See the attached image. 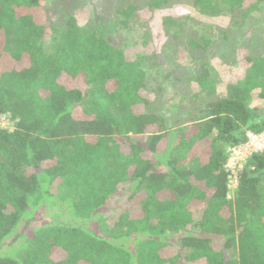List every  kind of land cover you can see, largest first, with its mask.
I'll return each mask as SVG.
<instances>
[{"label": "trees", "instance_id": "1", "mask_svg": "<svg viewBox=\"0 0 264 264\" xmlns=\"http://www.w3.org/2000/svg\"><path fill=\"white\" fill-rule=\"evenodd\" d=\"M66 5L0 0V116L13 122L0 129V249L25 240L0 264H264V149L237 172L235 189L224 168L228 148L264 132V55L240 57L221 94L202 62L189 82L203 106L171 125L144 95L143 45L128 56L82 30L87 9ZM263 6L193 1L207 18L246 19ZM135 11L118 10L122 26ZM162 26L173 39L183 30L171 17ZM213 43L187 47L204 56ZM53 207L55 222L40 225L36 214Z\"/></svg>", "mask_w": 264, "mask_h": 264}, {"label": "rangeland", "instance_id": "2", "mask_svg": "<svg viewBox=\"0 0 264 264\" xmlns=\"http://www.w3.org/2000/svg\"><path fill=\"white\" fill-rule=\"evenodd\" d=\"M150 1L66 0V9L69 12L87 9L89 18L82 30L104 38L112 47L124 50L128 56L134 55L135 46L140 43L143 45V55L147 58L142 70L146 74L144 83L148 87L144 95L149 101V109L163 115L171 125L173 120H186V113H197L203 106L205 96L201 94L198 98H191L189 82L200 70L198 67L202 62L211 67L210 77L216 83V93L221 94L233 74H238L236 63L238 64L240 57L264 55V6L260 13L252 14L246 19H242L239 13L207 18L196 13L194 0H169L167 5L151 11L147 6ZM128 5L136 7V11L128 27H124L118 10ZM48 14L49 23L57 21L58 16L52 11ZM166 17L183 23V30L177 39L164 34L162 25ZM200 38L214 41L215 50H208L207 55L203 56L199 51H191L187 47L189 39ZM46 41H49V32ZM1 49L2 43L0 53ZM2 58L7 64L9 59L6 54ZM180 103H183V107ZM0 129L13 130V122L8 115L0 118ZM228 198L232 199L231 193ZM57 212L59 210L53 207L37 213L40 225L55 222ZM61 218L64 222L75 223L73 220L69 221L66 214L58 217ZM77 224L80 225V222ZM36 226L31 224L28 227L25 231L28 236ZM24 227L25 223H22L16 233L20 234ZM24 242L22 238L8 239L0 253L17 254L15 256L18 257L23 251L21 248L24 247Z\"/></svg>", "mask_w": 264, "mask_h": 264}, {"label": "built area", "instance_id": "3", "mask_svg": "<svg viewBox=\"0 0 264 264\" xmlns=\"http://www.w3.org/2000/svg\"><path fill=\"white\" fill-rule=\"evenodd\" d=\"M2 115L0 118H2ZM264 149V132L259 134H246L245 143L227 149V159L224 165L228 173V187L235 189L237 186V172H239L252 154L260 153Z\"/></svg>", "mask_w": 264, "mask_h": 264}]
</instances>
